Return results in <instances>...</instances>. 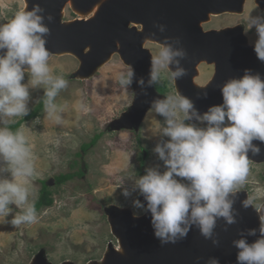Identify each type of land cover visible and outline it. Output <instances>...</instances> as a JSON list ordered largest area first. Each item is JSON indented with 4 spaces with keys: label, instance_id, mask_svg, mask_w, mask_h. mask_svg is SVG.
Segmentation results:
<instances>
[{
    "label": "rangeland",
    "instance_id": "1",
    "mask_svg": "<svg viewBox=\"0 0 264 264\" xmlns=\"http://www.w3.org/2000/svg\"><path fill=\"white\" fill-rule=\"evenodd\" d=\"M260 4V0H246L234 13L211 15V19L203 23V30L241 29L246 44L254 47L255 28L246 30V26L249 13L264 16V2ZM24 6L25 0H0V23L9 21ZM84 16L87 19L80 20L82 15L67 7L59 28L89 21L93 15ZM160 46L152 39L145 45L151 72L152 59L158 55ZM60 51L57 48L49 52V66L53 74L62 75L69 82L55 100L63 109L62 122L49 118L43 108L36 117H13L8 125L11 129L12 124L22 120L18 130L28 138L34 163L33 176L27 180L17 177V181L29 187L30 200L34 203L46 182L53 201L36 211L37 221L32 224L12 225L11 219L22 210L14 204L9 206V216H0V264H31L35 257L45 264H102L108 253H117L116 250L123 247L113 231L116 213L125 209L130 215L140 217L147 211L146 200L136 188V181L149 168L165 170L155 148L169 139L162 132L166 120L155 112L153 105L138 120L132 119L138 103V86L135 70L121 48L116 45L111 57L90 74L85 73V53H74L70 49ZM198 66L192 81L195 92L207 89L216 75L215 63L204 60ZM129 67L134 73L132 82L121 85L119 76L126 75ZM172 72H175L173 65L159 69L157 81L151 83L157 100L179 94L177 78L171 77ZM80 74L85 77L81 78ZM30 80V73H26L23 83L30 84ZM44 92L42 85L29 86L30 111ZM208 109L196 111L203 115ZM186 123L205 126L195 117ZM96 136V142L83 150L82 145ZM251 155L248 156V177L235 192L248 198L258 216L260 229L264 223L261 211L264 207V157ZM0 166L7 167L6 164ZM79 170L82 174L64 182L57 181L59 175ZM0 178L12 179L11 173L5 171ZM125 192L129 194L126 196ZM137 200L144 207H136Z\"/></svg>",
    "mask_w": 264,
    "mask_h": 264
},
{
    "label": "clouds",
    "instance_id": "2",
    "mask_svg": "<svg viewBox=\"0 0 264 264\" xmlns=\"http://www.w3.org/2000/svg\"><path fill=\"white\" fill-rule=\"evenodd\" d=\"M43 11L39 5L32 10L25 7L9 21L0 23V164L7 165L0 166V174L9 171L12 177L0 178V216L11 214L10 205L21 208L20 214L11 219L14 226L35 223L37 212L29 187L16 179L27 180L34 174L28 138L22 130L13 132L8 125L11 118L28 115L29 86L37 85L45 87L47 116L61 123L63 109L55 100L69 84L62 75L53 74L49 66L44 36L50 30L43 23L44 17L38 15ZM48 19L52 20V16ZM159 27L164 30L162 25ZM253 27L257 34L254 51L264 62V16L249 13L246 30ZM184 56L183 50H173L165 42L152 59L150 83L157 81L159 69L178 65L175 58ZM26 73L31 75L30 84L23 83ZM133 74L129 67L126 75L120 74L119 83L131 84ZM185 74L178 67L171 77ZM221 91L223 103L210 107L203 115H198L189 98L179 94L153 104L155 112L166 120L162 132L169 139L155 148L165 170L149 168L136 181V188L147 201L155 236L162 245L185 238L193 224L205 238H210L217 218L235 223L230 194L248 177L249 151L253 155L261 152L253 141L264 142V79L259 73L245 70L241 78L228 80ZM193 117L205 126L186 123ZM134 203L144 207L139 200ZM244 204L249 205L247 201ZM259 231L260 238L253 243L245 238L233 242L239 250L237 264H264V223ZM248 235H256V231L250 230ZM209 264L219 262L213 258Z\"/></svg>",
    "mask_w": 264,
    "mask_h": 264
},
{
    "label": "water",
    "instance_id": "3",
    "mask_svg": "<svg viewBox=\"0 0 264 264\" xmlns=\"http://www.w3.org/2000/svg\"><path fill=\"white\" fill-rule=\"evenodd\" d=\"M62 1L35 0L34 5L44 10L38 15L44 17L43 23L50 30L44 36L45 47L49 52L67 47L71 50L76 48V53H85L82 44L95 42L98 48L96 54L87 57L85 53L84 57V64H87L85 73L88 74L91 64L96 63L105 50L112 51L117 45L115 38H119L122 42L120 48L128 64L134 68L137 80L138 103L132 115L134 120L142 117L157 99L151 90L149 54L141 46V33L126 25L132 19L145 21L154 27L156 34L168 41L173 50L185 52L183 58L178 57L179 64L172 65L175 71L178 67L185 71L184 76L177 78L176 86L179 82L182 94L192 101L195 110L217 106L223 101V85L230 79L241 78L245 70L259 73L264 79V62L257 58L254 47L246 44L241 29L204 31L198 23L210 9H241V0H113L97 19L78 21L69 28L61 29L56 13ZM79 1L83 5L90 0ZM49 15L52 20L48 19ZM161 25L163 31L160 30ZM196 60L215 63L216 75L207 89L195 92L192 81L197 74ZM253 144L261 149L258 156L264 157V142L254 140ZM251 154L249 151L248 156ZM229 198L233 201L235 223L228 224L223 217L217 218L210 238H205L193 224L185 238L163 245L155 236L150 211L134 217L125 209H120L115 215L113 231L120 238L124 253L112 251L105 256L102 264H209L213 258L219 264H237L239 250L233 242L245 238L253 243L259 239V224L250 204L245 207L244 202H248V198L244 194L234 192ZM261 211L264 212V207ZM250 230H255L256 235H248ZM31 264L45 263L35 257Z\"/></svg>",
    "mask_w": 264,
    "mask_h": 264
},
{
    "label": "bare ground",
    "instance_id": "4",
    "mask_svg": "<svg viewBox=\"0 0 264 264\" xmlns=\"http://www.w3.org/2000/svg\"><path fill=\"white\" fill-rule=\"evenodd\" d=\"M112 1L113 0H90L87 3L82 5V3L79 0H63L61 5L59 6V8L57 10V13H56V15H57V23H60L62 21V16H63V14L65 12V9L67 7H71L72 10H74V12H77L79 15H82V18L81 17L79 18L80 20L87 19L84 16L85 14H92L93 15L92 18L93 19H97L99 17L100 13L103 11V9L105 7H108L107 5H110L112 3ZM245 1L246 0H241V3H242L243 6L245 4ZM34 4H35V0H25L24 8L26 7L27 10H32V8L35 6ZM261 4H262V2H261ZM234 12H235V10L233 8H231V7H229V8L210 9L204 14V17L200 18L198 23H199L200 27H202L203 23H206V22H208L211 19L210 18L211 15H221V14H224V13H234ZM126 25H127L128 28L133 29L134 31L141 33V38H140L141 46L144 49H145V45H146L147 41H149L151 39L153 41H155V43H157L159 45L164 46L165 42H167V45L170 46V44L168 43L167 40H165L162 36H160V35H158V34H156L154 32L155 30L153 29L154 28L153 26H150V25L146 24V22L143 21V20L132 19V20H129L126 23ZM114 43L117 44L119 47H121L122 42H121V40L119 38H115V42ZM69 49L70 48H67V47L65 48L64 47V48L61 49L60 53H64L65 51H67ZM82 49L87 54V57H90L91 54L92 55L96 54L95 52L97 51L98 48H97V44H95V42L88 41V42H85L84 44H82ZM76 50L77 49L74 48V50H72V51L74 53H76ZM110 57H111V51L105 50L104 52H102L100 57L97 59V62L91 64V67L88 70V73L90 74L93 71H95V69L99 65H102L106 61V59H109ZM175 59L177 60L178 57H176ZM195 62H196L195 63L196 66L195 67H196V69H198L197 66L201 62L197 61V60ZM169 65L171 66L172 64H169ZM79 71L82 72L81 69ZM82 74H80V77L84 78L85 76H83L84 74L83 75ZM177 88H178L177 90H178L179 95L184 96L182 94V90H181V86H180L179 82H177ZM184 97H186V96H184ZM186 98H188V97H186ZM262 208H263V206H262ZM122 248L123 247H121V249H118V252L124 253ZM104 262L105 261L103 260L102 263H104Z\"/></svg>",
    "mask_w": 264,
    "mask_h": 264
},
{
    "label": "trees",
    "instance_id": "5",
    "mask_svg": "<svg viewBox=\"0 0 264 264\" xmlns=\"http://www.w3.org/2000/svg\"><path fill=\"white\" fill-rule=\"evenodd\" d=\"M45 99V95L42 96V98L40 99V101L38 102V104L33 108L32 111H30L28 113V115L25 116V118H33V117H36L39 115V113L42 111V109L44 108V101ZM22 120H19L17 121L16 123L12 124L11 125V130L13 132L17 131L20 124H21ZM98 136L94 137L89 143H85L82 145V149L83 150H87V148L89 146H91L92 144H94L97 140ZM81 153H79L80 155ZM82 174V171H77V172H68V173H65V174H61L57 177V181L58 182H64V181H67L77 175H80ZM52 198H51V193L49 191V185L46 183V182H43V186L40 190V194H39V197L38 199L36 200L35 202V208H36V211L41 209L43 206H48L52 203Z\"/></svg>",
    "mask_w": 264,
    "mask_h": 264
}]
</instances>
